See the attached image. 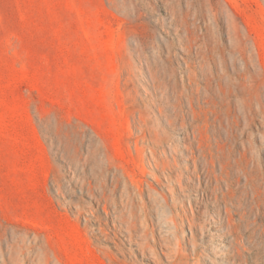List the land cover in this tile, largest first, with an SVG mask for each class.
Listing matches in <instances>:
<instances>
[{
    "label": "rangeland",
    "instance_id": "1",
    "mask_svg": "<svg viewBox=\"0 0 264 264\" xmlns=\"http://www.w3.org/2000/svg\"><path fill=\"white\" fill-rule=\"evenodd\" d=\"M0 264H264V0H0Z\"/></svg>",
    "mask_w": 264,
    "mask_h": 264
},
{
    "label": "bare ground",
    "instance_id": "2",
    "mask_svg": "<svg viewBox=\"0 0 264 264\" xmlns=\"http://www.w3.org/2000/svg\"><path fill=\"white\" fill-rule=\"evenodd\" d=\"M100 152H101V153H100V154H101V158H102V159L106 158V157H105L106 155H103V154H102V153H103L102 151H100ZM106 154H107V152H106ZM108 170H109V162H107V163L102 167V173H104V172H109Z\"/></svg>",
    "mask_w": 264,
    "mask_h": 264
}]
</instances>
